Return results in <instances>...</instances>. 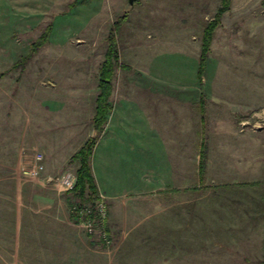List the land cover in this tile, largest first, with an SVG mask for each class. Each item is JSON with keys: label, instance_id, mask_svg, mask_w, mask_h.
Returning <instances> with one entry per match:
<instances>
[{"label": "rangeland", "instance_id": "obj_1", "mask_svg": "<svg viewBox=\"0 0 264 264\" xmlns=\"http://www.w3.org/2000/svg\"><path fill=\"white\" fill-rule=\"evenodd\" d=\"M220 3L0 0V264L264 260V0H230L199 75L202 34ZM116 22L111 110L98 134L92 123L98 72ZM47 30L46 41L32 53ZM170 56L197 64H160L170 63ZM180 76L186 84L174 83ZM142 92L186 98L190 110L178 106L174 119L185 132L177 134L183 140L169 150V164L159 157L155 165L170 167V180H157L162 190L142 192L141 183L150 187L156 172L148 155L142 164L136 133L126 136L121 163L96 165L103 185L123 192L106 200L98 191L107 212L110 243L104 244L70 217L79 201L58 179L71 173L76 182L78 163L71 157L90 138L96 145L104 139L122 96L129 108L126 123L135 127L133 102ZM202 144L206 169L199 180ZM39 155V176L23 174L34 169Z\"/></svg>", "mask_w": 264, "mask_h": 264}, {"label": "crops", "instance_id": "obj_2", "mask_svg": "<svg viewBox=\"0 0 264 264\" xmlns=\"http://www.w3.org/2000/svg\"><path fill=\"white\" fill-rule=\"evenodd\" d=\"M178 55V54H177ZM185 57V56H181ZM172 56L169 59H165V61H169L170 63H160V64H177L178 69H183L186 64H197L192 58L189 62H184L182 58H178L177 60H171ZM155 64V61L152 62ZM185 69V68H184ZM177 70L176 72H178ZM181 71V70H180ZM185 75V72L183 73ZM172 79V78H171ZM186 78L184 76H180L175 78L174 83L177 84H186ZM143 83V82H142ZM141 83V84H142ZM143 90V88H142ZM112 95V94H111ZM149 97V98H148ZM145 96V93H141L137 95V99L133 102V105L136 107V120L135 127L129 126L126 121L128 120L129 111L128 104L123 101L122 98L117 99V106L119 110L115 109L112 111L114 115V125L111 124L108 131V134L104 136V139L99 141L93 150V154L91 155V171L98 188V191L101 192L106 200L115 199L116 197L122 196L123 192L115 191L111 189V186L105 184L103 185L102 177L99 176V172L96 170L97 164H119L121 163L120 157L124 154H127L126 151L129 148L127 135H130V132L136 133V148L137 154L142 157V164L145 165L144 158L146 155L149 158H152L153 164V172L156 174L153 183L149 187V185H145L144 182L141 183L142 192L145 190V193L153 192V190L158 189L162 190V186L159 182L163 178L162 181L167 182L171 178L170 167L169 170L165 168L156 170L155 165L161 163L158 160L159 157L162 159V164L167 162L169 164V160H167L168 154L170 155L169 150L175 146V144L183 139L179 137L180 140L177 141V137L179 132L184 133L185 131L182 129H176V121H174L176 116L177 107L179 106L184 111L187 109V106L190 110V105H188V100L186 98H172L170 94H160L154 93L152 96ZM135 103V104H134ZM131 106V105H130ZM114 108V107H113ZM120 111H124L125 115H120ZM125 117V118H122ZM118 120V122H115ZM120 122V123H119ZM161 132H166L167 135L162 136ZM132 139V138H131ZM121 142V146L118 144ZM181 143V142H180ZM185 143V141L183 142ZM173 145V146H171ZM115 149H121V152H116ZM149 150V152H148ZM120 156V157H119ZM127 157V156H125ZM165 158H167L165 160ZM157 159V161H155ZM168 168V166H166ZM152 168V167H151ZM123 179V175L120 174ZM158 175V177H157ZM163 176V177H162ZM119 178V176H117ZM159 180V182L157 181ZM104 188V189H103ZM147 188V189H146ZM121 193V195H120ZM52 217L47 216V221H51Z\"/></svg>", "mask_w": 264, "mask_h": 264}, {"label": "trees", "instance_id": "obj_3", "mask_svg": "<svg viewBox=\"0 0 264 264\" xmlns=\"http://www.w3.org/2000/svg\"><path fill=\"white\" fill-rule=\"evenodd\" d=\"M220 2H221L220 7L217 10L216 16L211 22H209L205 26L202 34L201 51H200L199 64H198L199 75L202 73V70L205 65L204 63L212 39L213 31L217 27L220 16L222 15V13H224V11H226L229 8L230 5V0H220ZM117 30H118V24L116 22L114 26H112L110 33L108 35L107 50L98 72V85H97L98 93L95 98V110H94V115L92 117L94 130L98 134L102 132L103 126L105 125L107 121V117L111 110L109 103V98L112 90L111 80L113 76V70L118 65L117 47L114 39ZM48 33L49 31L47 30L42 34V36L37 41L36 45L33 46V48H31L32 53H35L36 49L46 41L48 37ZM27 59L28 57H26L25 59H21L20 63L22 61H26ZM18 63L15 64L14 66L15 67L24 66L23 64H18ZM96 142L97 140L95 138H90L78 149V151L70 159V162L78 163V167L75 174L76 182L74 188L71 191V193L78 199L79 201L78 204H83L85 202L90 204L94 202L99 196L98 189L93 179L91 167H90V158L92 155V151L96 145ZM205 160H206V146L203 145L202 149L200 150V160L198 163L199 180H204L205 169H206ZM260 264H264V260H262Z\"/></svg>", "mask_w": 264, "mask_h": 264}, {"label": "built area", "instance_id": "obj_4", "mask_svg": "<svg viewBox=\"0 0 264 264\" xmlns=\"http://www.w3.org/2000/svg\"><path fill=\"white\" fill-rule=\"evenodd\" d=\"M35 167L23 174L30 177H38L43 170V156L35 158ZM59 184L65 191H72L75 185V176L71 173L63 174L59 179ZM71 218L75 223L90 236L98 238L104 244H109V234L106 229L107 212L103 200L97 199L94 202L85 204H75L71 209Z\"/></svg>", "mask_w": 264, "mask_h": 264}, {"label": "water", "instance_id": "obj_5", "mask_svg": "<svg viewBox=\"0 0 264 264\" xmlns=\"http://www.w3.org/2000/svg\"><path fill=\"white\" fill-rule=\"evenodd\" d=\"M133 1H134V0H128V4H129V5H132Z\"/></svg>", "mask_w": 264, "mask_h": 264}]
</instances>
